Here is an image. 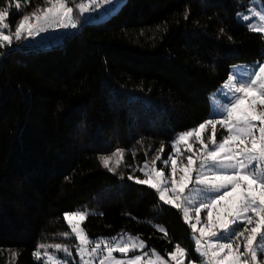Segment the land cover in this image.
Listing matches in <instances>:
<instances>
[{
  "label": "trees",
  "instance_id": "trees-1",
  "mask_svg": "<svg viewBox=\"0 0 264 264\" xmlns=\"http://www.w3.org/2000/svg\"><path fill=\"white\" fill-rule=\"evenodd\" d=\"M82 1L68 0L76 20ZM19 2L23 14L47 6ZM15 4L0 0L9 32L21 19ZM238 9L235 0H127L57 43L0 48V264H43L38 244L66 241L64 214L77 210L96 212L83 222L94 243L129 232L149 252L169 258L179 244L201 261L183 212L129 176L209 118L233 65L264 61V36L235 21ZM118 149L125 159L111 172L100 157Z\"/></svg>",
  "mask_w": 264,
  "mask_h": 264
},
{
  "label": "snow or ice",
  "instance_id": "snow-or-ice-1",
  "mask_svg": "<svg viewBox=\"0 0 264 264\" xmlns=\"http://www.w3.org/2000/svg\"><path fill=\"white\" fill-rule=\"evenodd\" d=\"M44 4L47 6H37L32 12L23 14L19 0H16L15 8L21 19L14 32L7 31L11 28L10 23L6 22L10 15L9 6L0 7V48L11 45L13 39L20 41L38 36L47 30L46 26L62 29L77 27L73 20L74 9L68 6V0H44ZM78 7L81 12L86 10L83 5ZM250 11L252 16L259 17V24L250 23L252 17L246 14H238V18L249 22L246 23L249 30L264 33V12H257L255 9ZM256 68L258 70L248 73L246 77L241 76L239 79L236 75L229 77L231 84L226 87L229 88L231 98L226 106H222L220 119H207L198 127L177 134L172 143L173 155L163 161L166 165L170 162L173 177L171 180L165 176L163 170H157L155 167L149 169L147 162L140 170L149 178L136 179L139 184H149L150 180H155L156 182L150 186L159 192V199L178 209L183 207V217L185 222H188L189 206L193 205L194 200L184 193L193 183V173H196L195 183L201 186L197 194L208 197L195 205L196 223L189 225L193 233H200L195 239V244L196 251L202 258L201 264H264V261H258V254L264 256V63H259ZM218 124L227 133L220 140L216 138ZM209 126L212 135L205 143L202 134ZM192 138L202 146L199 155L193 150L192 144L187 143ZM181 142L187 144V163L178 166L176 158L184 155L178 147ZM159 151H163V145ZM123 155V150L118 149L112 157H121V161H117L119 164ZM174 156L176 158H173ZM112 157L100 158L105 168H109ZM160 159V155H157L152 162L153 165ZM197 161L200 162L198 168L195 167ZM206 166L207 173L204 172ZM177 175L179 179H175ZM129 179L133 177L129 176ZM169 183L170 189L165 186ZM169 191L174 199L168 197ZM202 209L207 210L206 221L202 227L197 228V224L201 223ZM87 215V212L80 210L64 214L71 233L80 241L77 252L82 264H92V259L84 257L86 255L90 258L95 257L101 251L107 255L103 256L100 264H141L140 255L122 260L116 259L113 253L127 254L137 247H143L142 240L138 244L133 242L134 238H129V241L122 244L97 241L89 250L88 245L92 242L80 223L73 222V218L78 217L83 221ZM62 235L67 237L69 233L65 232ZM112 239L116 240L115 237ZM49 248L62 251L66 256L71 254L66 245L40 243L33 256L40 259L43 249V256L46 257L43 264H66V261L49 254ZM175 248L176 251L169 255L177 264H184L186 250L179 244H176ZM153 255H156L155 250ZM148 264H153V261L149 260ZM161 264H164L162 259Z\"/></svg>",
  "mask_w": 264,
  "mask_h": 264
},
{
  "label": "rangeland",
  "instance_id": "rangeland-1",
  "mask_svg": "<svg viewBox=\"0 0 264 264\" xmlns=\"http://www.w3.org/2000/svg\"><path fill=\"white\" fill-rule=\"evenodd\" d=\"M127 0H108V2H106V0H84L82 1L79 5H83L85 7V11L81 12L79 10L78 7V12L80 13V16L84 17L85 19H91L92 17V21L94 22H103L105 20H107L109 17H111L114 13L117 12V10L123 5V3H125ZM235 4L237 6V8H239L236 13L234 14V19L237 23H241L243 25L246 26V23H252L253 25H257L259 24V17H255L252 16V12L250 11V9H255L257 12H264V1L263 0H235ZM78 5V6H79ZM75 12V9H74ZM73 12V20L74 22L77 24L78 27V22L76 21V15ZM238 14L241 15H249L250 17H252V19L249 22H244L241 19L238 18ZM7 22V21H6ZM47 30L44 32H41L38 36H35L33 38H26V39H21L20 41H16L15 39H13V42L11 45L9 46H14L15 44H27V45H49L48 41H51V43H57L58 41H60L62 39V36L66 33H68V31H71V29H76V28H67V29H62L56 26H46ZM9 31V30H7ZM252 31V30H251ZM255 33H260L257 31H253ZM264 36V33H260ZM58 39V41H57ZM56 40V41H55ZM54 41V42H52ZM259 63H264L263 62H257L254 64H248V65H244V64H236L233 65L231 68V73L230 76L236 75L237 79H239L241 76H247L248 73L254 71V70H258L256 68V66ZM229 76V77H230ZM231 81L228 80L222 85L220 86L216 91H214L211 95H210V104H211V111H210V115L209 118H215V119H220L222 116V106H226L229 102V99L231 98V93L229 92V88L226 87V85H230ZM227 94V95H226ZM226 131L224 129H222L220 127V125H217V133H216V138L217 140H220L222 138L223 135H226ZM212 135V130L211 127L209 126L207 131H204L202 134V138L204 140L205 143L208 142V137H210ZM221 136V137H220ZM177 137V136H176ZM176 139V138H175ZM187 143H191L193 146V150L196 152L197 155L200 154L199 149L202 147L201 144L195 140V138H192L190 140H188ZM180 152L184 155H182L180 158H176L175 156L173 158L177 159V164L178 166H182V164H186L187 163V159H186V155L188 154L186 152V147L187 144L185 142H181L178 145ZM117 150H115L114 152H116ZM106 153V154H102L101 157L104 156H109L112 157V154L114 153ZM124 155L122 158V162H120L119 164L117 163V161H121V157L116 156V157H112V159L109 162V168L113 169L111 172H115L116 169L123 163L124 159H125V151L123 150ZM170 155H173V150L172 153ZM100 157V158H101ZM161 159L160 160H156L155 164L153 165L152 162H147L149 169L155 167V169L157 170H163L164 174L166 177L169 178V180H171L173 177L171 176V165L170 162L169 164H164L163 161L167 160L163 157V155H160ZM199 161L196 162L195 167H199ZM144 164H141L137 170L139 171V173H141L142 177L139 176H133V180L136 182V179H148L149 177L145 176L144 172H142L140 169L144 167ZM108 168V169H109ZM208 169L207 166L204 169V172L207 173ZM195 176L196 173H193V183H191L189 185V189L185 191L184 195L188 196L190 199L194 200L193 205L189 206L190 207V211H189V220H188V224H192V223H196V218H195V212H194V207L196 204H198V202L201 199H207L208 197L203 196V195H198L197 194V190L201 188L200 185H197L195 183ZM175 179H179V176L177 175L175 177ZM155 180H150L149 184H145L150 186L151 183H155ZM169 189L171 188L170 183L168 185ZM151 187V186H150ZM154 189V188H153ZM156 190V189H155ZM157 191V190H156ZM158 192V191H157ZM159 194V192H158ZM168 197L170 199H174V197L172 196L171 191H169V193L167 194ZM162 203H164L163 201H161ZM166 204V203H164ZM167 205H171L172 204H167ZM174 207V206H173ZM182 212H183V207L179 208ZM84 212H87L88 215L86 216V218L83 221H80V219L78 217L73 218V222L74 223H80L81 227L83 228L84 232L86 233L84 227H83V222L87 219V217L89 215L95 214L96 212L92 211V210H82ZM200 217H201V223L197 224V228H200L203 226V223L206 221V217H207V210L206 209H202L201 213H200ZM242 227V225H241ZM251 227V226H249ZM87 235V233H86ZM200 233L196 232L193 233L192 231V239L195 242L196 237H199ZM88 239L92 242L91 244L88 245L89 250L91 247H93L95 245V243L90 239V237L87 235ZM116 238L115 241H113V239L111 238L110 240H108L107 242H112V243H124L129 241V238H134L135 243H139L140 240H142L144 242V246L143 247H137L132 251H129L127 254H122L119 252H114L113 256L116 259H122V260H129L132 259L135 255H140L142 257L141 260V264H148V261L151 260L153 261V264H161V259L163 260L164 264H177V262L175 260L172 259V257L169 255V258H166L164 256H162L159 252L155 251L156 255H153V251H147V244L146 242L141 239L138 236H135L129 232H120L119 234H117L116 236H114ZM71 238H75L76 239V243H72L69 240ZM66 241L60 243L62 245H66L69 248L70 251V255L66 256L64 252L62 251H57L54 248H49L48 249V253L49 254H54L56 257H58L60 260L62 261H66V264H82L81 261V257L77 252V246L80 244V241L75 237L74 234L70 233L67 237H65ZM243 239V238H241ZM101 242V239H100ZM196 245V244H195ZM242 250V249H241ZM43 249H41V253L42 256L39 260H41L42 262L46 259V257L43 256ZM176 251V249L174 250V252ZM173 252V253H174ZM197 252V251H196ZM197 254L199 255V253L197 252ZM104 255H107L106 252L101 251L100 253H98L95 257H88L87 255L84 257V259H92V264H100V260L103 258ZM200 257V255H199ZM200 259L202 260V258L200 257ZM258 261H264V256L259 255L258 254ZM184 264H201V261L199 263L194 262V261H188L187 256L185 255L184 257Z\"/></svg>",
  "mask_w": 264,
  "mask_h": 264
},
{
  "label": "crops",
  "instance_id": "crops-1",
  "mask_svg": "<svg viewBox=\"0 0 264 264\" xmlns=\"http://www.w3.org/2000/svg\"><path fill=\"white\" fill-rule=\"evenodd\" d=\"M84 19H85L84 17H82V16L79 15L78 20H76V21L78 22V21H82Z\"/></svg>",
  "mask_w": 264,
  "mask_h": 264
},
{
  "label": "built area",
  "instance_id": "built-area-1",
  "mask_svg": "<svg viewBox=\"0 0 264 264\" xmlns=\"http://www.w3.org/2000/svg\"><path fill=\"white\" fill-rule=\"evenodd\" d=\"M108 240L106 238H102L101 242H107Z\"/></svg>",
  "mask_w": 264,
  "mask_h": 264
}]
</instances>
